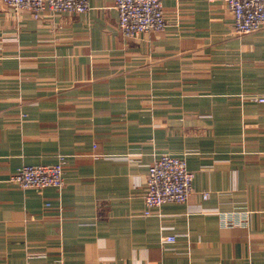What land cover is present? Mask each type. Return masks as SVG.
Masks as SVG:
<instances>
[{"label": "crops", "instance_id": "0c3cea01", "mask_svg": "<svg viewBox=\"0 0 264 264\" xmlns=\"http://www.w3.org/2000/svg\"><path fill=\"white\" fill-rule=\"evenodd\" d=\"M161 1L167 28L131 38L115 0L40 19L0 2V264H264V29ZM163 153L194 190L147 216ZM61 156L62 190L9 181Z\"/></svg>", "mask_w": 264, "mask_h": 264}, {"label": "built area", "instance_id": "2783aa9c", "mask_svg": "<svg viewBox=\"0 0 264 264\" xmlns=\"http://www.w3.org/2000/svg\"><path fill=\"white\" fill-rule=\"evenodd\" d=\"M213 1V0H212ZM234 15V31L238 35L256 33L264 29V0H224ZM16 12L30 11L36 19L46 13L52 17L59 13L85 14L90 9V0H0ZM119 14L118 28L126 37H137L146 32L163 31L168 22L161 0H115ZM251 100L264 103V95H254ZM61 156L51 165L24 164L16 169L9 181L22 189L65 187L64 166ZM194 173L188 169L184 157L162 154L148 171L147 191L144 194V215L166 203H186L192 194ZM208 193L205 192V197ZM175 236L164 238L174 242Z\"/></svg>", "mask_w": 264, "mask_h": 264}, {"label": "rangeland", "instance_id": "374dc122", "mask_svg": "<svg viewBox=\"0 0 264 264\" xmlns=\"http://www.w3.org/2000/svg\"><path fill=\"white\" fill-rule=\"evenodd\" d=\"M163 154H164V153H163ZM165 154H166V153H165ZM167 154H169V153H167ZM161 155H162V154H161ZM161 155H160V156H161ZM171 155H173V154H171ZM160 156H159V157H160ZM174 156H175V155H174ZM159 157H157V158H159ZM157 158H156V159H157ZM156 159H155V160H156ZM155 160H154V161H155ZM192 193H193V192H192Z\"/></svg>", "mask_w": 264, "mask_h": 264}]
</instances>
